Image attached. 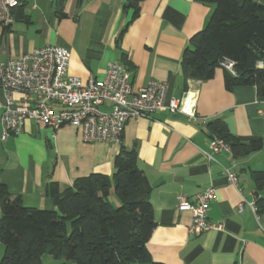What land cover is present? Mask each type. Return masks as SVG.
Instances as JSON below:
<instances>
[{
	"label": "crops",
	"instance_id": "obj_1",
	"mask_svg": "<svg viewBox=\"0 0 264 264\" xmlns=\"http://www.w3.org/2000/svg\"><path fill=\"white\" fill-rule=\"evenodd\" d=\"M264 6V0H257ZM126 0H25L12 23L0 33V58H13L46 45L67 48V74L86 81L100 79L107 65L126 58L132 89L148 81L167 83V96L193 97L192 116L158 110L127 121L121 143L84 142L72 125L56 130L33 121L23 131L0 139V186L20 196L27 207L54 209L46 189H60L91 173L111 175L121 146L134 148L137 166L151 188L153 228L146 248L150 262L135 264H264V208L253 213L251 171H264V96L250 85L224 84V70L207 80L185 77L181 55L190 37L201 30L212 5L197 0H141L138 14ZM19 95H15L17 100ZM2 92L0 91V115ZM215 118L242 142L260 139L259 150L234 157L230 149L210 153L206 124ZM231 167L238 185L227 180ZM215 198L208 218L222 230L189 234L192 215L178 210V197L191 200L208 187ZM264 198V188L258 193ZM245 201L242 211L237 205ZM114 204L118 201L111 198ZM1 216V211H0ZM3 247L0 244V259ZM41 264H74L44 255Z\"/></svg>",
	"mask_w": 264,
	"mask_h": 264
},
{
	"label": "trees",
	"instance_id": "obj_2",
	"mask_svg": "<svg viewBox=\"0 0 264 264\" xmlns=\"http://www.w3.org/2000/svg\"><path fill=\"white\" fill-rule=\"evenodd\" d=\"M197 1L212 5V11L183 49L185 77L207 80L221 67L227 89L250 85L264 96V6L257 0ZM139 2L126 0L123 7L132 9L135 17ZM224 59L232 61L235 75L221 66ZM120 61L128 65L125 57ZM206 129L211 138L222 139L234 157L262 146L260 139L240 141L220 118L209 121ZM250 176L257 213L264 208V198L258 195L264 188V171H251ZM150 190L137 166L136 150L125 146L114 158L111 175L91 173L65 189L50 182L46 191L54 209L27 207L1 185L0 264H41L44 255L74 264L150 262L146 242L155 227Z\"/></svg>",
	"mask_w": 264,
	"mask_h": 264
},
{
	"label": "built area",
	"instance_id": "obj_3",
	"mask_svg": "<svg viewBox=\"0 0 264 264\" xmlns=\"http://www.w3.org/2000/svg\"><path fill=\"white\" fill-rule=\"evenodd\" d=\"M25 0H0V33L13 21V14ZM54 1V0H46ZM70 52L67 48L46 45L13 58H0V139L23 131L26 121L58 129L72 125L79 129L84 142L121 143L127 121L149 117L158 110L192 116L193 97L167 96V83L151 80L137 90L132 89L131 71L120 60L109 63L102 78L89 76L86 81L68 75ZM221 66L235 75L229 59ZM19 95L16 100L15 95ZM228 145L220 138L210 140L211 154ZM227 180L233 186L238 180L231 167H224ZM215 198L214 187L195 194L189 201L178 197V210H188L192 220L189 234L222 230V222L208 218L209 203ZM244 200L237 205L242 211ZM246 203V202H245ZM256 213L255 201L246 203Z\"/></svg>",
	"mask_w": 264,
	"mask_h": 264
},
{
	"label": "rangeland",
	"instance_id": "obj_4",
	"mask_svg": "<svg viewBox=\"0 0 264 264\" xmlns=\"http://www.w3.org/2000/svg\"><path fill=\"white\" fill-rule=\"evenodd\" d=\"M116 205V204H115Z\"/></svg>",
	"mask_w": 264,
	"mask_h": 264
}]
</instances>
